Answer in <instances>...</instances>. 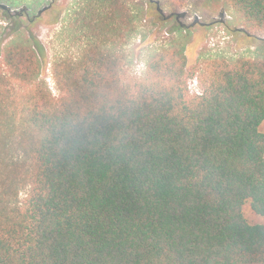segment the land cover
Here are the masks:
<instances>
[{"label":"trees","instance_id":"1","mask_svg":"<svg viewBox=\"0 0 264 264\" xmlns=\"http://www.w3.org/2000/svg\"><path fill=\"white\" fill-rule=\"evenodd\" d=\"M106 1L67 14L56 97L36 37L2 46L33 1L0 0V264H264V61H208L194 95L182 47L123 75L136 29ZM224 2L264 34V0Z\"/></svg>","mask_w":264,"mask_h":264},{"label":"rangeland","instance_id":"2","mask_svg":"<svg viewBox=\"0 0 264 264\" xmlns=\"http://www.w3.org/2000/svg\"><path fill=\"white\" fill-rule=\"evenodd\" d=\"M32 1L28 5L27 17L21 19L23 28L16 34L7 29L1 37L2 46L14 41L25 42L30 35L36 37L45 50L41 79L57 97L51 65L60 55L77 54V47L66 44L62 25L78 0ZM105 5L108 10L123 12L122 18L131 20L136 29L125 47L127 59L123 75L141 77L149 57L161 50L182 47L188 71L192 73L188 87L194 95L201 92L196 77L208 61L226 60L232 63L240 58L264 61V34L254 31L238 13L226 6L224 0H196L184 4L175 0H107ZM5 8L14 13L20 9L0 2L1 27H7L2 18ZM242 213L251 225L263 223L249 204L244 205Z\"/></svg>","mask_w":264,"mask_h":264}]
</instances>
